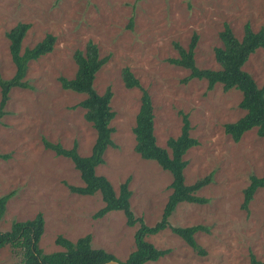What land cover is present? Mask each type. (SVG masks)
I'll return each instance as SVG.
<instances>
[{
	"label": "rangeland",
	"instance_id": "obj_1",
	"mask_svg": "<svg viewBox=\"0 0 264 264\" xmlns=\"http://www.w3.org/2000/svg\"><path fill=\"white\" fill-rule=\"evenodd\" d=\"M131 22V27L130 25ZM28 23L20 53L33 47L46 34L55 42L51 52L28 63L24 80L28 88L13 87L0 118V196L13 191L0 216V231L13 221L41 213L44 230L39 246L44 253L62 250L57 236L75 241L91 235V246L102 248L124 261L134 249V233L122 211L102 217L93 214L104 204L99 192L80 195L69 185L82 186L72 161L45 148L43 140L70 148L77 142L81 156L90 154L96 132L84 119L78 103L84 94L65 90L58 78H72L76 71L73 53L83 51L91 40L100 57L108 56L97 71L94 88L112 91L115 116L110 125L112 146L104 151V163L96 173L104 175L115 191L130 178V209L148 226L160 220L171 190V175L155 161L134 151L132 128L140 105V90L126 88L121 70L128 67L151 97L154 135L166 147L169 137L180 133L182 115L187 114L190 136L198 145L184 154V182L212 172V181L197 191L204 204L180 202L168 218L169 227L146 240L168 253L144 264H249L253 256L264 261V189L258 188L248 205L241 208L243 189L249 176L264 175V137L256 129L246 131L235 142L224 132L225 123L240 118L241 91H224L216 83L182 78L188 70L168 59L178 56L174 43L187 48L193 33L198 68L218 69L213 49L221 46L219 32L228 24L240 39L243 26L264 28V0H0V75L9 79L15 66L6 32L17 23ZM258 87L264 84V47L252 53L243 65ZM203 225L195 241L204 251L189 246L170 227ZM0 264H21V255L9 246L0 248Z\"/></svg>",
	"mask_w": 264,
	"mask_h": 264
},
{
	"label": "trees",
	"instance_id": "obj_2",
	"mask_svg": "<svg viewBox=\"0 0 264 264\" xmlns=\"http://www.w3.org/2000/svg\"><path fill=\"white\" fill-rule=\"evenodd\" d=\"M28 28V23L19 22L6 32L15 72L9 79H3L0 75V118L5 113L4 106L9 98L10 90L13 87H29L24 80L28 63L53 49L55 37L52 34H46L33 47L26 48L23 53H20L21 42ZM197 39V34L193 33L187 48L174 43L178 56L168 59L171 64L189 71L188 75L182 78V82L187 83L193 78L203 79L207 82V90H211L216 83H219L224 91L231 88L241 91L239 107L245 113L237 120L225 123L224 132L235 142L239 141L242 135L252 128L256 129V134L259 137H264V84L258 87L252 76L243 69L249 56L258 48L264 47V28L253 31L249 23H245L242 37L238 39L229 25L225 23L219 32L221 46L213 49L215 61L219 65L218 69L198 68L195 65L194 49ZM73 58L77 66L74 76L70 79L59 77L58 80L63 89L85 95L78 106L84 109V119L91 124L96 132L91 152L86 156L79 155L75 141L70 148L47 140H43V144L57 156L69 158L79 172L83 185H69L71 192L80 195L100 193L104 205L93 214L95 218L102 217L110 211L119 210L123 212L128 226L139 223L134 233L135 247L124 261H119L106 250L93 248L90 234L79 237L75 241L59 235L56 237L55 243L61 246L62 250L44 253L39 246L44 230V218L39 212L31 219L13 221L8 230L0 231V248L9 246L14 252H18L21 255V264H105L109 260H116L121 264H144L148 261H156L168 253V249H157L146 240V237L169 227L168 218L180 202L204 204L207 199L196 193L212 181V172L196 179L192 184L184 182L183 170L187 165L184 154L189 148L199 144L197 139L190 136L191 126L187 114L182 115L180 133L176 137H169L166 140V147L159 146L154 135L151 97L129 68H122L121 78L124 86L138 88L141 93L140 105L132 128L135 140L134 151L143 159L155 161L171 175L169 184L171 192L164 204L160 220L155 225L148 226L142 218L135 217L130 209L132 194L129 189L130 178L127 177L121 182L118 190L115 191L111 182L104 175L96 173V167L104 163V151L108 146L113 145L111 134L114 129L110 125L115 116L110 106L112 91L110 87H107L102 94H99L93 85L97 71L106 63L108 56L100 57L96 44L89 40L83 51L76 50L73 53ZM0 158H7V155L0 154ZM258 188L264 189V175L251 174L249 182L242 192L241 208L246 212H248V205ZM12 195L13 191L0 196V216L3 215L6 203ZM170 229L194 250L204 253L195 241L194 234L199 230L208 232V227L192 225L173 226ZM249 264H264V261L257 260L252 254Z\"/></svg>",
	"mask_w": 264,
	"mask_h": 264
},
{
	"label": "water",
	"instance_id": "obj_3",
	"mask_svg": "<svg viewBox=\"0 0 264 264\" xmlns=\"http://www.w3.org/2000/svg\"><path fill=\"white\" fill-rule=\"evenodd\" d=\"M105 264H121V263L116 260H109Z\"/></svg>",
	"mask_w": 264,
	"mask_h": 264
}]
</instances>
